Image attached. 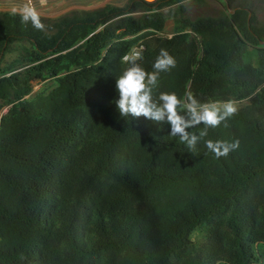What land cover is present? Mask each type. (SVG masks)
Returning a JSON list of instances; mask_svg holds the SVG:
<instances>
[{
    "label": "trees",
    "instance_id": "trees-1",
    "mask_svg": "<svg viewBox=\"0 0 264 264\" xmlns=\"http://www.w3.org/2000/svg\"><path fill=\"white\" fill-rule=\"evenodd\" d=\"M172 1L74 10L44 31L0 10V264H264V24L235 3L194 19L178 7L165 35ZM139 40L145 71L162 48L176 61L154 97L246 100L204 138L237 149L192 154L167 123L119 115Z\"/></svg>",
    "mask_w": 264,
    "mask_h": 264
},
{
    "label": "clouds",
    "instance_id": "clouds-1",
    "mask_svg": "<svg viewBox=\"0 0 264 264\" xmlns=\"http://www.w3.org/2000/svg\"><path fill=\"white\" fill-rule=\"evenodd\" d=\"M151 3L152 0H147ZM11 14L19 15L22 23H31L44 31L41 14L33 4V0L26 2L19 8L13 7ZM143 48H134L130 53L121 57V62L128 65L119 77H116V91L119 98L115 101L119 115L123 118L143 116L156 124L170 125L169 135L178 138L185 144L192 154H197V144L203 140L207 150L216 158L227 157L229 153L239 147V141H212L204 138L209 128H216L234 116L238 109L233 100L201 102L190 91L183 96L176 93L160 92L153 96V90L158 86L161 72L170 71L176 66V61L166 49H161L153 62V71H145L138 61L143 59ZM203 125L199 133L186 129ZM23 258V257H22Z\"/></svg>",
    "mask_w": 264,
    "mask_h": 264
},
{
    "label": "rangeland",
    "instance_id": "rangeland-1",
    "mask_svg": "<svg viewBox=\"0 0 264 264\" xmlns=\"http://www.w3.org/2000/svg\"><path fill=\"white\" fill-rule=\"evenodd\" d=\"M127 0H33V4L36 6L37 10L41 14L42 23L49 24L52 19L59 16L71 13V11L79 10H91L95 8L103 7L107 4L123 6ZM26 2L23 0H0V10H11L13 7H21ZM227 2V3H226ZM229 3H235L239 6H243L249 9L250 13L254 17V21L258 24H264V0H173L169 4L163 5L159 8L161 12L165 15L164 26L162 33L169 35L174 27L175 22L171 14V10L182 8V15L194 19L196 17H217L222 13L229 11ZM41 7V8H39ZM134 15H139V12L134 11ZM100 27V26H99ZM97 27V28H99ZM24 41H16L12 43L15 47H18ZM141 41L135 43V45L140 44ZM15 49L10 50L5 54L4 61L11 60L15 55ZM52 84L50 79H44L40 81H33L31 86V93L40 88H48ZM233 100L236 102V106H240L246 102L244 99H225ZM223 101V100H216ZM6 107L2 108V112L5 111ZM191 236L194 239L200 238V234L195 230Z\"/></svg>",
    "mask_w": 264,
    "mask_h": 264
},
{
    "label": "built area",
    "instance_id": "built-area-1",
    "mask_svg": "<svg viewBox=\"0 0 264 264\" xmlns=\"http://www.w3.org/2000/svg\"><path fill=\"white\" fill-rule=\"evenodd\" d=\"M23 1H25V0H23ZM39 8H41V7H39ZM38 11H41V10H38ZM143 48V44L142 43H140V44H138V45H134L130 50H129V52L128 53H130L131 52V50L132 49H134V48ZM125 55V54H124Z\"/></svg>",
    "mask_w": 264,
    "mask_h": 264
}]
</instances>
